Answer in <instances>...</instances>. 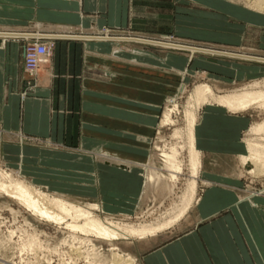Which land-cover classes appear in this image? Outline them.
<instances>
[{"label":"rangeland","instance_id":"1","mask_svg":"<svg viewBox=\"0 0 264 264\" xmlns=\"http://www.w3.org/2000/svg\"><path fill=\"white\" fill-rule=\"evenodd\" d=\"M124 2L127 10L123 22L109 23L106 20V25L94 32L106 36L105 73L98 64L94 74L99 80L106 81V88L96 87V96L92 98L95 101L104 99L108 109L125 110L127 114L106 111V126L116 130L106 134V150L98 143L88 150L80 148V145L68 149L48 138L28 134L4 135L0 130V172L10 175L12 180L24 182L32 190L89 209L106 225L108 222L130 225L156 223L168 219L180 205L190 180L184 111L194 86L207 84L216 95L241 90L254 82L264 89V60L260 59L264 57V0ZM158 42L215 51H191ZM47 44L49 47L52 45ZM20 63L23 65L20 71L27 73L21 92L28 94L34 91L35 75L31 77L25 70L24 58ZM135 110L145 114H135ZM169 110L173 121L163 123ZM130 115L149 123H154L156 117L150 141H147V155H136L139 144L133 137L135 127L128 125L135 123ZM220 115L228 119L234 115L245 116L250 128L251 124L264 118V108L232 111L213 100L200 104L195 113L196 140L201 130L206 133L220 130L215 127ZM201 122H204L203 129L198 130ZM249 128L241 130V139L264 143L260 138H264V133L257 136ZM11 140L62 150L57 156L63 161L35 164L59 166L64 171L30 164L26 166L37 167L39 172L26 170L32 167L21 166L19 161L3 157V143ZM172 147L176 148L177 159L181 163V171L176 173L175 179L170 176L175 172L169 169L164 155ZM121 163L127 167L119 170L118 164ZM100 164L111 168H106L105 172L101 170L99 179ZM207 166L212 172L230 174L234 172L232 166L235 163L234 159L231 161L223 154ZM258 166L251 161H240L238 172L243 180V195H264V167ZM202 170L200 167L196 177L195 198L183 216L167 228L143 238L122 235L108 241L93 234L86 235L72 230L66 222L41 218L15 198L0 192V264H120L117 255L126 254L141 264L135 251L142 243L164 241L191 225L193 217L188 211L193 209L196 197L205 187ZM42 171L46 173L41 174ZM85 173L94 177L91 186L83 184L93 181V177ZM42 175L62 179L57 182L53 177ZM92 186H95V191Z\"/></svg>","mask_w":264,"mask_h":264},{"label":"crops","instance_id":"2","mask_svg":"<svg viewBox=\"0 0 264 264\" xmlns=\"http://www.w3.org/2000/svg\"><path fill=\"white\" fill-rule=\"evenodd\" d=\"M125 2L0 0V32H4L0 33V130L4 135L48 138L68 149L80 145L88 150L98 143L106 150V134L116 132L106 126V111L127 114L125 110L108 109L104 99L92 98L96 96V87L106 88V81L94 76L98 64L105 73L106 36L94 32L106 25V20L122 23L127 10ZM32 33L44 34L43 40L52 45L47 59L36 71L34 91L23 94L27 73L20 71L22 44L24 37ZM133 113L145 114L136 110ZM132 117L135 123L128 125L135 127L133 137L139 144L136 155H147V141L156 117L154 123ZM203 125L204 122L199 123L198 130ZM215 127L220 130L215 133L201 130L197 135L205 187L196 197L193 209L188 211L193 217L191 225L164 241L142 243L135 251L141 264H264V195H243V180L238 172L244 141L240 132L249 128V120L245 116L234 115L228 119L220 115ZM11 141L3 143V157L32 167L26 170L39 172L37 167L26 164L63 161L57 156L62 150ZM223 154L231 161L234 159V172L230 174L212 172L207 166ZM118 165L119 170L127 167L124 163ZM38 166L63 170L59 166ZM98 168L100 179L101 170L105 172L111 167L100 164ZM85 174L93 177L91 173ZM42 176L53 177L57 182L62 179ZM93 182L94 177L92 182L83 184ZM92 187L95 191V186Z\"/></svg>","mask_w":264,"mask_h":264},{"label":"bare ground","instance_id":"3","mask_svg":"<svg viewBox=\"0 0 264 264\" xmlns=\"http://www.w3.org/2000/svg\"><path fill=\"white\" fill-rule=\"evenodd\" d=\"M38 35H34L32 33L28 36L30 37ZM43 35H41V37H44ZM28 36L26 35V37ZM158 43L178 47L179 49H189L191 51H215L171 43ZM220 52L232 54L238 57L246 56L245 54H236L232 52L229 53L222 51ZM246 57H249V55H247ZM250 57L252 58L253 56ZM254 58L259 59V57ZM260 59L264 60L263 58ZM257 84L258 82H254L253 84H250L248 87H244L241 90L225 93L222 95L214 94L212 89L207 84L202 83L194 86L184 111L186 120V133L188 139V164L190 171V180L187 185L188 188L187 190H185L186 192L181 197L182 199L180 205L177 207L174 214H172V216H170L168 219H164L163 221H158L156 223L138 225H130L126 223L120 224L114 222H108V225H106V223L99 217L94 215L91 210L84 209L63 198L49 196L45 193L32 190L24 182L12 180L10 175L2 172H0V192L9 195V197L11 196L12 198H15L18 202L23 204L37 216L47 220L55 221L57 223L66 222V226H68L72 230L80 231L81 233H85L86 235L93 234L97 237L107 239L108 241L119 239L122 237V235H129L138 238H143L148 235H154L158 231L163 230L173 223L177 222V220L187 211L193 199L195 198L197 187L196 177L201 166L200 153L197 148L195 130V113L196 109H198V106L200 104L213 100L232 111H244L251 107L264 108V89L260 88ZM172 121L173 120L170 117L169 110L164 116L163 123H171ZM249 131L257 136H261V134L264 133V118L259 122L251 124ZM175 133H178V131H175ZM260 138L262 139V141L264 140V138ZM242 150V163L251 161L252 163H254V165L259 164V166H262V168L264 167V143L244 140L242 142ZM177 154V150L174 147H172L169 152H164L169 169L175 172L174 174L170 175L173 179L176 178V173L181 171V163L177 159ZM255 167L257 168V166ZM256 168L252 171H255ZM67 218H70L71 221H66ZM112 249L116 248L113 247ZM117 259L116 260L119 263L121 262L120 264H138L135 258L129 254L123 256L117 255Z\"/></svg>","mask_w":264,"mask_h":264},{"label":"built area","instance_id":"4","mask_svg":"<svg viewBox=\"0 0 264 264\" xmlns=\"http://www.w3.org/2000/svg\"><path fill=\"white\" fill-rule=\"evenodd\" d=\"M25 70L32 77L49 55L50 47L41 35L24 37L22 44Z\"/></svg>","mask_w":264,"mask_h":264},{"label":"water","instance_id":"5","mask_svg":"<svg viewBox=\"0 0 264 264\" xmlns=\"http://www.w3.org/2000/svg\"><path fill=\"white\" fill-rule=\"evenodd\" d=\"M0 33H4V32H0ZM39 35H41V34H39ZM250 57V56H249ZM252 58H254V57H252Z\"/></svg>","mask_w":264,"mask_h":264}]
</instances>
